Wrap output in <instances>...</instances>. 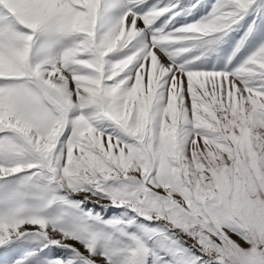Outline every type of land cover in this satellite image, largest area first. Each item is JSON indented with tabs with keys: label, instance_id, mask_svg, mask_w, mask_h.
Instances as JSON below:
<instances>
[{
	"label": "snow or ice",
	"instance_id": "6c2138e0",
	"mask_svg": "<svg viewBox=\"0 0 264 264\" xmlns=\"http://www.w3.org/2000/svg\"><path fill=\"white\" fill-rule=\"evenodd\" d=\"M0 264H264V0H0Z\"/></svg>",
	"mask_w": 264,
	"mask_h": 264
}]
</instances>
